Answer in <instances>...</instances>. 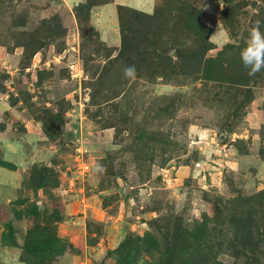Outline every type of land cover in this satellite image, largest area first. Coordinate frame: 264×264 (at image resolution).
Listing matches in <instances>:
<instances>
[{
  "label": "rangeland",
  "instance_id": "obj_1",
  "mask_svg": "<svg viewBox=\"0 0 264 264\" xmlns=\"http://www.w3.org/2000/svg\"><path fill=\"white\" fill-rule=\"evenodd\" d=\"M138 1L0 0V264H264V0Z\"/></svg>",
  "mask_w": 264,
  "mask_h": 264
},
{
  "label": "clouds",
  "instance_id": "obj_2",
  "mask_svg": "<svg viewBox=\"0 0 264 264\" xmlns=\"http://www.w3.org/2000/svg\"><path fill=\"white\" fill-rule=\"evenodd\" d=\"M264 23L257 19L247 30V37L244 46L240 49L239 56L243 66L248 70L249 76H255L264 70V31L261 24ZM135 64L131 61L122 65V71L127 76L135 73ZM97 169H100L98 164Z\"/></svg>",
  "mask_w": 264,
  "mask_h": 264
},
{
  "label": "crops",
  "instance_id": "obj_3",
  "mask_svg": "<svg viewBox=\"0 0 264 264\" xmlns=\"http://www.w3.org/2000/svg\"><path fill=\"white\" fill-rule=\"evenodd\" d=\"M136 4H140V2L138 0H133Z\"/></svg>",
  "mask_w": 264,
  "mask_h": 264
},
{
  "label": "water",
  "instance_id": "obj_4",
  "mask_svg": "<svg viewBox=\"0 0 264 264\" xmlns=\"http://www.w3.org/2000/svg\"><path fill=\"white\" fill-rule=\"evenodd\" d=\"M77 136H78V132L76 131V132H75V137H77Z\"/></svg>",
  "mask_w": 264,
  "mask_h": 264
}]
</instances>
